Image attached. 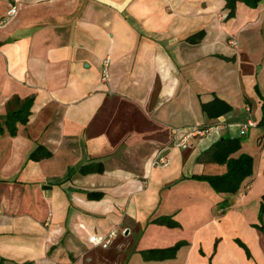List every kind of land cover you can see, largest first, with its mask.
Masks as SVG:
<instances>
[{"label": "crops", "instance_id": "0c3cea01", "mask_svg": "<svg viewBox=\"0 0 264 264\" xmlns=\"http://www.w3.org/2000/svg\"><path fill=\"white\" fill-rule=\"evenodd\" d=\"M228 13L224 0H0V121L33 99L28 123L0 135V264H264V0ZM214 98L232 111L209 120ZM248 120L239 192L190 179L226 172L197 158ZM200 126L213 129L188 136ZM37 146L51 157L28 161ZM90 162L104 172L79 174ZM167 217L179 226L153 223ZM177 243L172 259L141 255Z\"/></svg>", "mask_w": 264, "mask_h": 264}, {"label": "trees", "instance_id": "16d2710c", "mask_svg": "<svg viewBox=\"0 0 264 264\" xmlns=\"http://www.w3.org/2000/svg\"><path fill=\"white\" fill-rule=\"evenodd\" d=\"M226 3V9L229 11L227 17L232 18L234 16L235 5L237 2H242L249 7H255L259 1L262 0H224ZM204 36L203 31H198L186 38L189 44H197ZM246 101V100H245ZM33 99L28 98L25 100L23 107L16 110L4 117V120L0 121V135L5 131L9 133L11 137H14L17 132V125H26L31 115V107ZM202 113L209 120H216L222 116L227 115L232 111V108L226 102L214 98L208 103L201 104ZM261 118L257 124V127L264 128V100L261 104ZM198 129H206L207 126L197 127ZM244 141L242 137L236 138H221L207 150L200 154L197 158V162L200 164L213 163L217 165L226 166V172L222 175H199L191 176L190 179L195 181L207 183L215 193L235 195L239 192L243 182L253 175V157L248 154H240L237 158L231 157L233 154L241 149V143ZM51 157V153L42 146H37L31 151L28 156V161L38 162L43 159ZM79 174L88 175L95 173H103V165L99 162H90L82 165L79 170ZM264 176V168H263ZM103 197L102 193L90 192L87 194V198L91 200H97ZM229 206L227 201H223L218 205V208L222 211ZM264 213V193L261 196V207L259 210V221L262 220ZM154 224L165 225L170 228L178 227L179 225L171 220V218H160L153 221ZM240 244V242H238ZM184 243H177L175 246L163 249V250H148L141 252V255L145 261L152 260H166L175 257L177 251ZM242 245V244H240ZM247 254L248 251L246 250Z\"/></svg>", "mask_w": 264, "mask_h": 264}, {"label": "built area", "instance_id": "2783aa9c", "mask_svg": "<svg viewBox=\"0 0 264 264\" xmlns=\"http://www.w3.org/2000/svg\"><path fill=\"white\" fill-rule=\"evenodd\" d=\"M16 12H17V8L12 7L10 9L8 15L14 16L16 14ZM254 126H255L254 122L251 120H248L242 127H240V133H239L240 136L241 137L245 136L248 129L253 128ZM212 129H213L212 127H207L206 129L195 128L192 133L188 134V136L189 137H203V136L207 135ZM178 132L176 134H178ZM186 141H187L186 137H183L180 141H178L177 145L178 146L181 145L183 148H185L187 146ZM166 162H167L166 156H159L155 160V164L161 165V166L165 165ZM113 238H115V233L113 231H111L106 236H92V237H90L89 242L94 249L95 248L106 249V248H108V246L111 245Z\"/></svg>", "mask_w": 264, "mask_h": 264}, {"label": "rangeland", "instance_id": "374dc122", "mask_svg": "<svg viewBox=\"0 0 264 264\" xmlns=\"http://www.w3.org/2000/svg\"><path fill=\"white\" fill-rule=\"evenodd\" d=\"M250 129H251V128H250ZM250 129H249V130H250ZM252 136H253V135H252V131H250V133H249L246 137H244V138H245V140H248V139H252ZM263 152H264V151H262L261 154H262ZM259 153H260V152H259ZM259 177H260V178H259V180H258V182H257V184H256V189L259 188V187L261 188V186H262V182H263V178H264L263 176H259ZM249 218H250V216H249ZM200 237H201V239H203V240H202L203 248H206V247H207V244L209 243V240L205 241V240H204V237H205V236H200Z\"/></svg>", "mask_w": 264, "mask_h": 264}]
</instances>
